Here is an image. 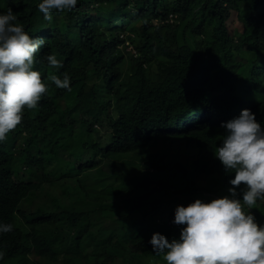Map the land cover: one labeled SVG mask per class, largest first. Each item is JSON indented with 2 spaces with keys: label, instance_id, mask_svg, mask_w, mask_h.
<instances>
[{
  "label": "trees",
  "instance_id": "1",
  "mask_svg": "<svg viewBox=\"0 0 264 264\" xmlns=\"http://www.w3.org/2000/svg\"><path fill=\"white\" fill-rule=\"evenodd\" d=\"M38 3L0 0V12L12 9L30 36L44 38L34 70L47 85L0 142V223L12 225L0 233V264H165L152 233L178 239L177 205L232 187L234 174L213 155L221 123L247 108L264 125V0H78L51 21ZM114 13L123 20L112 26ZM128 31L141 43L124 58L117 47L132 40ZM240 52L252 57L237 60ZM48 54L62 67L49 66ZM54 74L68 75L70 88L55 87ZM158 138L178 141L174 156L187 154L190 168L166 167L153 151ZM106 162L115 184H102ZM52 163L63 167L50 173ZM249 211L264 223V202ZM57 222L77 229L74 245L65 231L46 232ZM102 222L126 225L125 236Z\"/></svg>",
  "mask_w": 264,
  "mask_h": 264
},
{
  "label": "clouds",
  "instance_id": "2",
  "mask_svg": "<svg viewBox=\"0 0 264 264\" xmlns=\"http://www.w3.org/2000/svg\"><path fill=\"white\" fill-rule=\"evenodd\" d=\"M77 3L39 0L36 7L44 20L51 21L54 11H71ZM43 44L44 38L24 30L12 9L0 12V142L21 123L23 110L37 107L47 92L41 73L34 70V64L41 62L35 53ZM43 60L53 68L62 67L53 54ZM50 80L57 88H70L66 74L63 78L51 75ZM220 126L224 134L213 155L225 172L234 174L228 181L232 187L227 189L228 195L209 202L195 199L186 206L177 205L172 223L184 225L178 239L169 241L152 233L148 243L165 264H264V223L258 226L249 211L264 201V125L245 108ZM10 231L11 224L0 223V233ZM4 255L0 251V259Z\"/></svg>",
  "mask_w": 264,
  "mask_h": 264
},
{
  "label": "rangeland",
  "instance_id": "3",
  "mask_svg": "<svg viewBox=\"0 0 264 264\" xmlns=\"http://www.w3.org/2000/svg\"><path fill=\"white\" fill-rule=\"evenodd\" d=\"M121 13H114L112 16V20H111V25L114 26L116 24H118L120 21H122V17L117 18L118 20H116L115 18L117 16H120ZM65 23H63L62 27H64ZM130 34V37L132 38V40L128 39L125 43L124 46H119L117 47L119 49V51L122 52V54L124 55V58H128L129 53H134L135 52V45L141 43V39L140 36L138 37V35L134 34L133 32H126V34ZM190 34H188L186 36V40L188 41V43L193 46V42L190 39ZM180 40V38L178 39ZM251 53H247V52H240L238 54H236V59L237 60H243V61H248L250 59V57H252V55H250ZM264 95V87L260 90V93L258 94V97H261ZM66 103V101L64 102ZM179 149V143L178 141H173L169 138H158L155 140L154 145H153V151L154 152H159L162 153L163 156V161L165 162L166 167H170V163L172 161H180L183 162L185 166H187L188 168H190V158L187 157L185 154V156H180L178 158H176L174 156L175 153L178 152ZM189 153V152H188ZM107 169H108V175L105 177V180L102 181V184H110L113 182V184L117 183L118 179L116 180L111 174H110V165L108 162L105 163ZM63 167L62 163H52L51 165H48L46 167L47 170L50 171V173H56L59 171V169H61ZM174 173L172 172L171 175H173ZM189 177L193 178L196 180L197 184L200 186H204V181L203 179H201V177L197 176L196 174H194V172L189 171ZM168 180L171 182V176L168 178ZM112 184V185H113ZM264 201H258L257 204L254 206L255 208L258 207L259 205H261ZM156 219H152L150 223H145V225H152L155 224ZM65 223L62 222H57L55 224V226L53 227V229L46 231L47 233H49L51 236L53 234L52 231H55L57 233V231H62L66 234H68L69 238L68 239V244L69 245H74L75 244V239L73 238L74 236V232L77 229H72L68 228L66 225H64ZM102 228H111L114 229L115 232L119 235V236H125V231H126V225H121L117 222H102L101 223ZM102 234V233H101ZM100 237H102V235L99 234ZM90 249V247H87V250ZM47 255H43L48 256L49 258L53 256L52 252H46ZM61 256H59L58 259H60Z\"/></svg>",
  "mask_w": 264,
  "mask_h": 264
}]
</instances>
